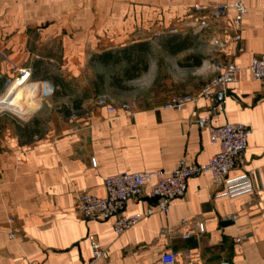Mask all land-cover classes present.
<instances>
[{
    "label": "crops",
    "instance_id": "0c3cea01",
    "mask_svg": "<svg viewBox=\"0 0 264 264\" xmlns=\"http://www.w3.org/2000/svg\"><path fill=\"white\" fill-rule=\"evenodd\" d=\"M230 2L0 0V48L9 58L0 56V77L16 78L10 96L20 99L11 103L28 118L0 128V264H84L92 256L90 235L106 249L101 264H162L167 251L177 253L178 264H264V83L249 69L252 57L264 53V0H247L240 41L231 26L233 9L224 20L202 27L204 13L194 8ZM166 33L195 43L180 52H193L199 41L206 57L241 68L221 101L218 91L215 104L199 97L174 109L166 102L142 106L111 96L118 109L110 113L97 105L98 95L84 93L74 97L76 118L70 100L63 101L66 111L50 107L61 97L51 85L82 80L90 55ZM49 61L56 65L48 66ZM24 68L33 82L30 71L19 76ZM31 86H40L36 98L34 89L22 93ZM124 103L134 105L133 114L121 107ZM47 112L52 118L45 122ZM207 114L213 126L242 122L252 129L246 162L254 193L216 197L211 173L203 172L189 178L185 196L173 199L168 212L145 215L154 202L152 184H146L140 196L127 200L124 211L144 217L122 234L114 230L113 218L82 216L80 192L105 196V178L111 174L171 171L182 159L206 163L219 151L199 124ZM240 173L233 169L229 177ZM188 232L190 237H184Z\"/></svg>",
    "mask_w": 264,
    "mask_h": 264
},
{
    "label": "built area",
    "instance_id": "2783aa9c",
    "mask_svg": "<svg viewBox=\"0 0 264 264\" xmlns=\"http://www.w3.org/2000/svg\"><path fill=\"white\" fill-rule=\"evenodd\" d=\"M196 10L204 14L200 19L202 27L209 25L210 20L222 21L227 17L228 9H233L235 14L231 20V26L235 31L234 39L240 41L242 21L248 12L247 0H231L229 4H213L205 9L202 4H195ZM218 46L223 43L218 39L213 41ZM243 50L242 48L240 49ZM0 56L8 59V56L0 48ZM206 64V63H205ZM207 69L212 76L199 89L197 93L186 92L173 96L169 99L165 107L180 109L190 101H196L199 97L208 99L215 104L218 91H227L231 83L238 81L241 68L233 61L223 62L213 60ZM249 69L255 80L264 83V53L252 57ZM29 69H20L19 76H25ZM18 76V77H19ZM17 77V78H18ZM30 81L31 71H30ZM40 92L36 91V98ZM97 105L104 107L108 112L114 113L118 107L107 93L98 95ZM124 110L133 114L134 105L124 103L121 106ZM76 118L78 113H73ZM211 115L199 118V124L209 130L211 141L219 146V151L213 155L206 163H189L182 159L179 166L171 171H142V172H119L111 174L105 178V196H97L86 190L80 192L78 196V209L82 216L93 220H108L113 218V228L118 234H122L138 223L144 215L135 214L127 216L124 214L127 200L140 196L146 184H152L151 197L153 204L147 209L145 215H151L157 210L169 211L170 202L173 199L185 196L189 178L203 172H210L212 175V185L217 190L216 197L235 198L242 195L252 194L256 187L252 173L247 169L246 150L248 138L252 129L242 122H227L221 126H213L210 123ZM240 169L241 173L236 177H229L230 171ZM10 221L13 219L10 218ZM200 233L205 231L204 223H198ZM162 232H165L164 230ZM190 232L184 237H190ZM14 237V234H10ZM244 237H238L237 241H242ZM92 256L84 264H101L106 257V249L95 235L89 236ZM162 264H178L177 253L173 251L165 252L161 257Z\"/></svg>",
    "mask_w": 264,
    "mask_h": 264
},
{
    "label": "rangeland",
    "instance_id": "374dc122",
    "mask_svg": "<svg viewBox=\"0 0 264 264\" xmlns=\"http://www.w3.org/2000/svg\"><path fill=\"white\" fill-rule=\"evenodd\" d=\"M175 36L185 38V36L177 33H166L156 36L151 42H146L149 43L146 50L140 51L136 49V51H133L132 60L121 56L122 60L118 64L112 63L108 66H102L93 60L96 54L90 55L87 59V67L82 73V80L74 79V82L71 80L72 83L61 84L59 87L57 86L58 88L53 84L51 85L54 91L55 89L60 91L58 94L61 97L60 99H55L54 102L50 101V107L61 106L66 111L63 101L70 100L73 104H76L77 100L75 98L78 97V94L84 93L92 97L107 93L114 98L142 106H150L160 102H167L173 96L193 91V89L202 86L211 76L209 75L210 70L207 69V64L210 66L213 60L209 56L206 57L200 48L198 49L199 41H196L191 53L184 51L172 54L166 49L165 44ZM186 42L188 47L195 44H192L191 41L188 44L187 38ZM127 47L129 46L112 52H123ZM190 55L202 57V63L194 65L193 58L188 60ZM48 63V66L56 65L50 61ZM133 64L137 65L139 70L131 73L132 76L128 78L125 71ZM145 65H148L146 70H144ZM51 71L54 75H59L54 68H51ZM15 79L3 78V84L0 86V128L4 130L10 129L11 125L16 123V121L26 123L25 121L28 119L21 113L22 111L18 112L11 101L8 100V97L12 95L10 90L14 84L12 81ZM39 88V86L35 88L32 91L33 94ZM73 108V113H79L74 105ZM43 117L45 122L52 118L49 112L44 114Z\"/></svg>",
    "mask_w": 264,
    "mask_h": 264
},
{
    "label": "trees",
    "instance_id": "16d2710c",
    "mask_svg": "<svg viewBox=\"0 0 264 264\" xmlns=\"http://www.w3.org/2000/svg\"><path fill=\"white\" fill-rule=\"evenodd\" d=\"M148 45H149V43L140 42L137 44L130 45L129 47H127V49L123 50V52L122 51H117V52L106 51V52H103L100 54H96L94 56L93 60L103 64L104 66H108L112 63L118 64L122 60L121 56H124L125 58L132 60V56H133L132 52L133 51H136V49L140 50V51H144L148 48ZM165 47L169 52H171L172 54H175V53H178V52L186 49L188 46H187L186 38L175 36L173 39L168 40V42L165 44ZM190 58H193V60H194L193 64L194 65H200L202 63V57H196L194 55H190L188 57V60ZM147 68H148V65H145L144 70H146ZM138 70H139L138 66L133 64L129 69H126L125 74L128 78H130L132 76L131 73H135ZM55 79L57 80V77ZM3 81H4L3 78L0 77V86H2ZM55 86H57V85H55ZM33 89H35V87L31 86L29 89L23 91L22 93H25V94L30 93ZM54 92L59 93L60 91L55 89ZM19 99H20V96L18 94L8 97V100L12 101V102H19ZM75 107L79 108V105L75 104Z\"/></svg>",
    "mask_w": 264,
    "mask_h": 264
},
{
    "label": "water",
    "instance_id": "95a60500",
    "mask_svg": "<svg viewBox=\"0 0 264 264\" xmlns=\"http://www.w3.org/2000/svg\"><path fill=\"white\" fill-rule=\"evenodd\" d=\"M223 95H224V92L223 91H219V93L217 94L218 101L222 100ZM224 264H227V263H224Z\"/></svg>",
    "mask_w": 264,
    "mask_h": 264
}]
</instances>
